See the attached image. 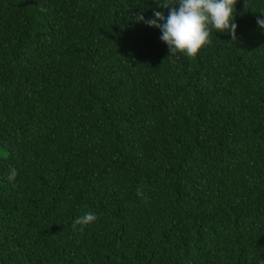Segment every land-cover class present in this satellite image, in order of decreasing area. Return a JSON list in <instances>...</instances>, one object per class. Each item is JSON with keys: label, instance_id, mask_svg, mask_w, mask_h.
<instances>
[{"label": "trees", "instance_id": "trees-1", "mask_svg": "<svg viewBox=\"0 0 264 264\" xmlns=\"http://www.w3.org/2000/svg\"><path fill=\"white\" fill-rule=\"evenodd\" d=\"M163 2L0 0V264H264V0L195 57Z\"/></svg>", "mask_w": 264, "mask_h": 264}, {"label": "clouds", "instance_id": "clouds-1", "mask_svg": "<svg viewBox=\"0 0 264 264\" xmlns=\"http://www.w3.org/2000/svg\"><path fill=\"white\" fill-rule=\"evenodd\" d=\"M237 0H164L162 6L170 7L167 17L156 11L152 19L145 20L143 15L139 20L148 26L161 30L160 39L169 46L171 54L177 50L195 57L200 49L209 43V25L220 32L230 33L232 40H236L237 24L234 22V11ZM164 21V23H158ZM257 24L264 29V19H257ZM17 176L15 168L9 169L8 180L13 181ZM137 195H142L141 188H137ZM97 219L95 213L88 212L76 218L72 223L73 230L80 231L84 226Z\"/></svg>", "mask_w": 264, "mask_h": 264}]
</instances>
